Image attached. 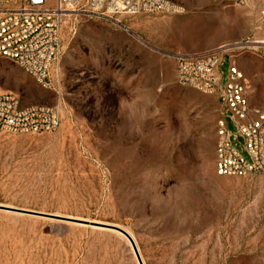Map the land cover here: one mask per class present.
<instances>
[{"label": "rangeland", "instance_id": "1", "mask_svg": "<svg viewBox=\"0 0 264 264\" xmlns=\"http://www.w3.org/2000/svg\"><path fill=\"white\" fill-rule=\"evenodd\" d=\"M171 1L184 12L68 17L60 94L0 59V91L60 111L53 132L0 131V264H138L105 225L130 234L143 264H264V174H216L217 94L178 85L174 61L228 48L220 85L231 55L260 106L264 48L235 43L262 2Z\"/></svg>", "mask_w": 264, "mask_h": 264}, {"label": "built area", "instance_id": "2", "mask_svg": "<svg viewBox=\"0 0 264 264\" xmlns=\"http://www.w3.org/2000/svg\"><path fill=\"white\" fill-rule=\"evenodd\" d=\"M244 4L249 0H236ZM254 31L264 25V0ZM184 9L171 0H0V59L14 62L43 89L60 94L58 82L51 77L59 62L61 29L64 21L79 13L99 16L119 14L176 15ZM239 47L259 49L263 42L247 37ZM228 48H212L197 54H176L175 80L205 94H217L220 113L216 122L215 172L219 176L264 174V103L250 104V85L229 56V71L221 86L219 67ZM236 132L231 133L227 121ZM60 125L57 107L24 106L19 96L0 91V131L48 133ZM231 137L243 140L245 159L231 143Z\"/></svg>", "mask_w": 264, "mask_h": 264}, {"label": "water", "instance_id": "3", "mask_svg": "<svg viewBox=\"0 0 264 264\" xmlns=\"http://www.w3.org/2000/svg\"><path fill=\"white\" fill-rule=\"evenodd\" d=\"M18 211L24 212V213H32V212L24 211V210H18ZM33 214H39V213H33ZM105 227L122 234L129 241V243H130V245H131V247L133 249V252H134V254H135L136 258H137L138 264H143L133 239L131 238V236L125 230H123L120 227L113 226V225H105Z\"/></svg>", "mask_w": 264, "mask_h": 264}, {"label": "crops", "instance_id": "4", "mask_svg": "<svg viewBox=\"0 0 264 264\" xmlns=\"http://www.w3.org/2000/svg\"><path fill=\"white\" fill-rule=\"evenodd\" d=\"M260 8V7H259ZM250 37L253 41H262L264 42V25L260 27V29L254 31L250 34ZM260 39V40H259ZM256 48V47H254ZM261 48H264V46H261ZM264 60V59H263ZM249 96H250V91H249ZM250 99V97H249ZM251 104V102H250ZM263 104V103H262ZM261 104V105H262ZM252 105V104H251ZM260 105V106H261ZM253 106V105H252ZM254 107H259V106H254Z\"/></svg>", "mask_w": 264, "mask_h": 264}, {"label": "bare ground", "instance_id": "5", "mask_svg": "<svg viewBox=\"0 0 264 264\" xmlns=\"http://www.w3.org/2000/svg\"><path fill=\"white\" fill-rule=\"evenodd\" d=\"M260 40V39H259ZM260 42H263V40L262 41H260ZM264 43V42H263ZM130 235V234H129ZM132 238V237H131ZM133 239V238H132ZM133 241H134V239H133ZM134 243H135V241H134ZM140 258H142L141 256H140ZM143 262V261H142Z\"/></svg>", "mask_w": 264, "mask_h": 264}]
</instances>
